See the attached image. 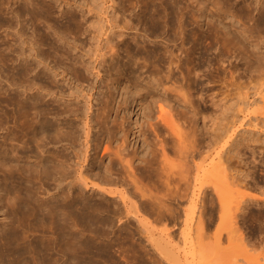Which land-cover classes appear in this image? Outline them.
Wrapping results in <instances>:
<instances>
[{
    "label": "bare ground",
    "instance_id": "bare-ground-1",
    "mask_svg": "<svg viewBox=\"0 0 264 264\" xmlns=\"http://www.w3.org/2000/svg\"><path fill=\"white\" fill-rule=\"evenodd\" d=\"M93 1L94 0H0V28L4 27V30L6 32L4 35H1V36H5V39L4 37L2 39L0 38V213L2 215L0 218V259L5 258L8 255L11 258V254H14V253H17V254L22 253L23 255L24 254L27 255L28 253L31 255L30 258L32 257L31 252L35 255V252H37L35 250L37 249V245H36L38 242L36 241L37 238L31 236L32 238L26 239V237L24 236L26 232L22 234V232L24 231L20 230L21 227L19 225L23 223V221L22 222L20 221L21 223L18 224L17 218L21 213L23 215V213H25V210L28 211L29 204L31 206V209L34 208V210L36 211L35 213H44L45 208L43 207L44 203L42 201H44L45 199L43 198L44 200H42V197H40L39 195H42L41 193L43 192V194H46V195L49 194L48 197L49 199H51L53 197L55 198V196H60V193H61V191L59 193V192H56V190L55 192L50 193L49 190L47 189V181L50 182L49 180H52L56 184L61 185V183H64L66 185L67 181L69 180L73 181V178L71 179L70 177L69 179V176H70L69 174L71 172L70 168H72L73 172H75L76 180H79L80 183L81 182L86 183L87 174H89L87 172L88 169L81 170L82 165H79V163H81L82 160L84 161V163H87V161L85 162V160L88 158L87 149L91 141L88 138L91 135L90 133L92 132V129L96 127H97V131H99L100 134H103L106 137V141L108 143L110 142L111 144L114 141H116V144L114 145V151H112V154H110V155H113V157L112 158L109 157V160L106 165L103 164L104 165L103 169L101 170V167L99 165V167L97 169L95 167V170L93 169L94 171L91 173H94L95 175L97 174V176L100 178V182L102 181V183L105 184V186L108 185L111 187V185L116 186L117 184H119V185H122L123 190H115L116 188L114 187H113L114 189L110 187H109L110 189H106L104 186H101L102 183L99 184L100 186L92 185V187L103 193L105 192L106 196L108 195V197L120 198L119 199L120 202L122 201V204H124V206H126L127 208L126 211H124V213H136L137 212L136 207L140 206L139 203L141 201H139L138 205L136 206L135 198H138V200H140V198L145 197L146 195H148L150 198H152L151 196H153V198L157 196L156 194H154L155 192H157V190H155V192L152 194V192L149 189L145 188V186L143 187V184H141L140 182L141 179L145 177V172L147 171L146 168L149 171L152 168L153 171L152 170L151 171L154 172L155 179L156 178L158 180L161 179L160 181L162 182L160 181L159 182L164 183L166 186H169L172 183H175V185H180L178 184L180 183L179 181L182 182L183 186L182 185L181 186L183 188L182 189L179 188V190H183V192L180 191L179 193V190H175L176 189L175 188L173 192L171 193L172 194L174 193L179 197L184 196L186 198L188 205L185 208H183V212H180V213H184V221L188 219L191 220V218L193 219L192 214L198 213L196 215V218H194L195 219L194 222L191 225L193 228L190 226L196 234L195 235L196 240L197 238L199 239L204 227L206 228V226H210L211 224L214 225L213 223L215 222L214 221L215 218L218 217L217 220L215 219L217 222H220L219 221L220 219L224 221L227 220L226 222H232L234 213L244 212L248 208V203L246 202L247 199L243 200L240 203V201L236 200L237 198L236 197L234 199L236 201L235 204L234 202L233 204H230V201H226L222 193V189L219 187L220 185L218 184L219 183L218 177L216 178V175H218L217 174L218 170H221L224 172L226 168L225 163H224L226 158L223 159L224 154L222 155V152H223L224 145H226L229 141V138H231L233 134V130H231L229 134L227 133L225 129L221 130V132L214 134L211 138L206 140V142L203 144L204 149L202 150V152L197 153V155L200 156V161H196L194 158L195 155L191 154L188 151L185 152L184 141L178 137L179 136L178 134L175 135V133L172 132L174 130V129L172 130V124H171L172 122L168 120L169 117L167 118L166 113L164 112L167 108H164V111H163L162 108L160 107L161 108L159 112L160 121L157 120L156 122H150L152 119L151 118L150 121L148 119L147 122H144L146 124L142 122L144 125H147L146 127H148V129H151L150 134L152 133V131H156V133L154 134L155 137L157 138L156 148L159 150L157 149L155 150L159 151L158 152L159 155L156 153L158 157H156L155 155L153 157L152 156L153 152L151 153L149 152V154L146 155V159L143 160L145 162L144 165H139L138 163L134 164L135 159H136L135 156H137L136 155L137 150L132 151V155L130 154L131 151H129L130 149L128 150V146L130 143L129 137L131 135H134V137L136 138L143 137L141 138L142 143L144 142L145 144H147V139L144 137V135L146 134V133L144 134L145 130H143L144 132L142 131V127L144 126L140 125L139 129H137L136 127V129L134 130L133 127H130V126L128 127L127 124L125 125L124 124L125 122L123 121L116 122L117 119H119L116 117V114H114L113 118L110 119V111L116 112L122 105L125 106L126 104L130 103V100L127 101V98H124L123 100H119L117 104H115L116 106H114V102L116 101V98L113 94L114 92L111 93L109 91L110 93H107L106 89L105 91H103L102 88H98V85L95 82L94 83L88 82L87 77H86L87 75H89L87 74V72L90 71V72H93L96 78H99L100 72L103 71V73H105L107 77V79L105 78L104 79L106 81L108 80L109 85L113 86L114 83L118 80L116 77L113 76V73L117 74L120 71H122V69L119 67L122 65L121 64L117 65L116 63V57L118 58V50H122V52H125V55L126 54L128 55V52H132V53H129V55L131 54V56L129 57L131 59L127 58V60L123 64V65L126 64L128 67L129 66L134 67L136 65L135 67H137L138 69L140 68L143 71L142 68H145L144 62L140 63L141 65L137 64V61L140 58L141 54L143 55V57H141V60L142 59L144 61L147 60L151 64L152 62H154L152 58L154 60H157L161 64L166 63V69H165V72L163 73L164 74L163 77L165 81L171 82V85L174 88H177L178 90H180V88L182 87L180 86L181 82L179 83L178 81L179 85H175L178 79L177 77H175L174 73H176L175 69L177 68L179 69V67L181 68V63L183 61L182 57H184V56H181L182 54L181 52L183 51L181 46L184 43V41L187 39L186 37L188 36V33H189L188 24L190 23V20H192L191 19L192 16L190 17L189 13L191 12L192 5H194V3L197 2V0H135L133 7L134 8L138 7L140 12H144L145 14L143 13L142 15H139L138 13L137 16L134 14L136 16L134 18L132 17L133 14L130 13L131 11L126 12L127 10L126 4L130 3L129 0H127V2L125 0H108V2H110L108 4H111L110 5L112 6L111 8L114 9V11L112 12V17L111 18L106 17L107 19L105 18L107 20L105 22L106 26H104L105 23L103 25L102 22H99V23L97 22L96 25L94 26L92 25L93 28L91 26H90L91 28L89 27V30L91 29L92 30L87 33V37L88 39L93 41V44L92 46L89 45L85 47L84 45H82V42L80 41V37L75 35L78 32L74 31L75 34L72 33L73 29L78 30L79 27L81 26V20L76 19L75 17L76 11L75 9H72V6H75L76 8L78 4L80 3L83 6L85 5L86 7L87 6L89 7L93 3ZM229 1L231 0H225V1L224 0H213L211 2H214L213 5L218 6V5H225V2L226 4L229 3L230 5ZM232 1L233 3L231 4H233V6L234 5L237 6L238 4H240L238 9L236 10L233 9L234 17L235 16L239 17V15L242 12L244 13V11L249 12L250 10L251 12L252 10H255V9L257 10L256 16L251 15L247 17L246 15H244V14H247V12L243 14L244 16H246L248 21H252V23L255 24L262 17H264V0H232ZM54 3H57V6H59L60 13H59V16H57V18L59 17L60 19L58 18V19L52 20L53 16L50 17L51 15L50 13H51V8L54 6ZM78 11H80V8H78ZM146 11H149L148 16H146ZM125 12L128 14H126ZM77 13L79 14V12ZM80 13H82V11ZM118 14H120V16H117ZM238 17H237V20H238ZM40 18H44V21L42 22L44 28L40 26L41 22H40V25L36 23V20ZM147 18L149 20L148 22L150 25L149 27L150 36L157 35L155 33L156 32L158 33L157 28L161 24L162 27L164 28L162 32H165L166 35L169 36V38L172 35L170 39L166 38V42L175 39L176 43L172 44L173 45L172 47L174 46H177V47H175L174 49H169V48L167 49L166 47H164V45H162V47L164 48H161L159 50L157 49L158 44L155 43L154 45H151L149 43H146L143 38H147V35H148V34L147 35L145 34L146 30H149L148 29L149 25L147 26L146 25L147 23L145 21V19ZM48 19L49 21L52 20L53 23L49 24ZM45 29L49 30L47 31L49 33H46ZM86 30H87V27H86ZM86 30L83 29L84 32ZM211 30H209L208 28L206 29L207 36L209 37L213 36L215 40L217 39L219 40L218 34L216 35L217 31L214 30L215 32H213ZM70 33H72V35H70ZM161 34L163 33H160V35ZM113 35L114 36L116 35L117 38H121V40L114 41ZM222 35L224 38L225 34L223 33ZM127 36L131 38L130 39L131 41L124 40V37H127ZM138 37L141 39L139 42H138V39H139ZM200 38H202L201 32H200V35L199 34L197 35L196 40L200 41ZM228 38L230 41L231 37H228ZM228 38H226L224 41L225 42L226 40L228 41ZM232 39L231 41H233ZM177 41H178L179 46L177 44ZM131 48L133 49L135 48L134 51H132ZM162 49L163 51L161 52ZM72 51L73 52L75 51V53H72ZM216 55L219 56L217 58L222 59L220 58L221 56L220 50L217 51ZM63 57H65L67 61H64ZM219 61L222 62V60H219ZM144 72L146 71L144 70ZM234 72L235 71L233 70V73ZM147 78H149V80L154 84L158 83L160 86H163L165 84L161 82L160 79L156 78L154 73L151 71L148 73ZM101 80L102 79L100 78L99 81ZM85 82L87 83L84 85ZM194 82L195 80L192 79V81L187 84V89H190L191 86L193 87ZM158 84H155V85H158ZM93 90L94 91L97 90V94H96L97 96L95 98L93 96V92H92ZM260 90L262 91V88ZM127 93L129 94L130 91ZM133 93L132 95L131 94L127 95V97L131 98V102L134 100ZM100 94H102V96ZM93 99L96 102L95 105H97L96 107L93 104L94 107H96L94 110L91 109L92 108L91 100ZM79 100L82 102L81 104H79L80 103L78 102ZM262 100L264 103L263 97H262ZM252 104L253 103L251 102H246L244 108L249 109L250 106H252ZM195 111L196 113L199 112L197 111V108H195ZM147 117H149V115ZM74 122L78 124L80 128H82V135L84 137H83V141L80 138V140L83 142L82 146L78 149H76V146H75L76 150L75 152H73L74 158H73V155H72V158H70L71 154L69 155V153L67 152L68 151L67 149L69 147H73V141L75 143L74 139L77 138L75 135L77 126L74 125ZM109 123L111 124L109 125ZM136 124L137 123H135V125ZM164 128L165 129L168 128L169 130H171L172 136L176 137L174 139L176 145L174 143V140L172 141L169 139V135L171 134L168 133L166 137L162 133L159 134L162 130H165ZM149 131L150 130H148V132ZM157 131L159 133H157ZM78 133H79V130H78ZM95 133L97 134L98 132H95ZM159 135H163V136L159 137ZM98 136H102V135H98ZM224 137H226V139H224L222 141L223 143L220 144L221 140ZM97 138L98 140L100 139L99 137ZM97 138H96V141H98ZM169 141L173 142V147H171L172 146L171 143H169L171 146L170 147L168 146ZM174 146L177 147L175 149L176 150L175 154L177 153V151L180 152L176 154L177 156H179L180 154L179 158L181 160L179 161L180 162L183 161V164L185 165L184 169H179L177 170V172H174V170L170 169L172 165L168 164L169 161L167 162L168 157L166 154L167 153L166 151L168 150L169 151L172 150L173 152ZM182 146H184L183 147L184 151L182 150ZM30 159H32L31 163H30L31 161ZM153 164L154 165L157 164V166L155 165L157 168L156 171H155V168L152 167ZM222 165H224L225 167ZM76 169H78V173H76ZM89 171H92V170H89ZM92 176L95 177L94 175ZM175 176L177 177V181H176ZM208 176H212L213 178L211 179ZM216 179H217V182H216ZM72 181H70L69 183H71ZM75 181L73 182L76 183ZM235 181L236 180L233 179L231 180V183H234ZM35 184L38 185L39 189L43 187L41 190L42 192H40L39 190H38L39 192L37 191L38 193H40L38 194L39 198L35 196V193H37L35 191V186H36ZM71 186H72V183L70 184V188ZM173 186L174 184L172 185V187ZM58 188L60 189V187ZM95 189H93V191ZM63 191L65 192L64 189ZM66 191L69 192L68 190ZM84 194L85 192L82 194V196ZM211 194L214 195L213 197H215L216 202H218L217 203L218 209L216 211H215L216 206L215 207L213 206V198H211L212 196ZM67 195L68 193L66 194V196ZM77 195L75 196L77 197ZM63 196L64 195H62V199L64 198ZM80 196L81 194L79 195V197ZM149 197L147 198L145 197V198L148 200ZM145 198H142V199H145ZM103 199H100V200H102L103 202L104 201ZM127 200H128V203L126 202ZM50 201H53V200H50ZM84 201L86 202V200ZM201 203H204L205 205L204 204L201 205ZM260 203H262V201ZM51 204H47V205H51V206L58 205V203L56 204V201L51 202ZM69 204H70V200L67 206H69ZM140 204L144 205L143 202ZM159 205H158V208H159ZM91 206L92 204L89 207ZM146 206L148 205L146 204ZM46 207H50V206H46ZM72 207H75V205ZM81 207H82V203H81ZM137 208L139 211V207ZM158 208L157 210L159 211L160 208L159 209ZM52 209L54 208L52 207ZM60 209L61 210L59 211H61V213L65 212L63 210V207ZM84 209L86 210V208ZM154 209H156V207ZM47 210H45V212ZM56 210L57 208L55 209V211ZM80 210H83V209H80ZM116 210L117 212L119 211L118 208ZM67 211L68 210H66V212ZM84 211L83 213H85ZM164 211L163 213H167V212L169 213L168 210H166L167 212L166 211L164 212ZM171 211H174V210H171ZM175 212L177 213L178 210L174 211V213ZM50 213H53V212L51 211ZM201 213H204V215L201 216ZM214 213H218V214L214 215ZM55 218L59 220L60 217L58 218L56 216ZM19 220H20V217H19ZM28 220H29L28 222L31 221L30 219ZM68 221L69 220H67V222ZM28 222H25L23 224H26ZM33 224H29V225H33ZM67 224H70V222H68ZM63 225L64 224H62V226ZM56 226L57 225H55L54 227ZM190 227H188V229ZM29 229H32V227L30 228L29 226ZM71 230L64 232L65 233L64 234V233H61L62 231H64V229L61 231H59L58 229V231L62 235L64 234L63 236L65 238L69 239L68 242L70 243V246L72 245L71 241L74 240L76 237H78L76 236L78 232L75 233L74 231H71ZM38 232L41 233V231H38ZM81 233L82 232L78 234L79 237ZM184 234H186L185 230H184ZM184 234H182V237H184L183 236ZM85 235L84 236L81 235V237H84L85 241H87L88 237ZM40 237L43 238L44 236L43 237L40 236ZM53 238H56V237H53ZM147 239L153 243L154 247L157 249L162 259L164 257L165 261H168V263L171 262L170 264H174V263L179 264L182 260H184V262H187V261L189 262L188 258L190 255L191 257L189 259L190 260L193 259L192 255L194 254L193 252L194 249L192 250L191 248L190 251L188 249H187L188 251H185V250L182 252L178 251L177 250L178 248L176 249L174 246L175 243L174 244L172 243L173 239L170 238L169 231L165 232V229H164V233L160 235L159 237L153 236L151 234L149 235V237L147 236ZM56 241H58V238ZM48 242H49V239H48ZM40 243L41 242H39V244ZM76 243L78 242L76 241ZM70 246L68 245L65 248H68ZM74 247H76V245ZM74 247H72L71 249H73ZM82 248L83 247L79 249H82ZM84 248H87V247H84ZM49 250L50 249H48V251ZM66 250L67 249L59 248V251L57 253L59 257L49 256L46 253L47 250H45V252L43 253H46V256L48 255L49 257H51L50 258L51 263L67 264L69 263V260L71 259L70 257H72V255L75 256L74 255L75 251L73 250L74 252L72 251L73 252L72 254L70 251L67 252ZM42 251H43V247H42ZM76 251L78 250L76 249ZM196 251L197 250L195 249V252ZM79 252L75 254H78ZM83 252H84V249H83ZM37 255L35 256L37 257ZM195 255H197V253L194 254L193 256L196 257ZM10 258H7V259L11 260ZM75 258H77V260L80 259V258L78 259V257H75ZM29 259L27 258V260ZM37 260H34V261H37ZM48 261L49 260H47V262ZM16 262L17 261H15V263ZM37 262H40V261L38 260ZM2 263L6 264L5 261ZM8 264H11V262ZM234 264H237V263H234Z\"/></svg>",
    "mask_w": 264,
    "mask_h": 264
},
{
    "label": "rangeland",
    "instance_id": "rangeland-1",
    "mask_svg": "<svg viewBox=\"0 0 264 264\" xmlns=\"http://www.w3.org/2000/svg\"><path fill=\"white\" fill-rule=\"evenodd\" d=\"M125 1L127 2V0ZM129 1L130 3L126 4V7H127L126 12L131 11L130 13L133 14L132 16L133 18L136 17L138 13L139 15H142L144 13V12H140L138 7L137 8L133 7L135 0H129ZM211 1L213 0H197V2L194 3V5H192L191 12L189 13L190 17L192 16L191 19L192 20L195 19V20L193 21L190 20L191 25L190 23L188 24L189 28L188 27L187 28L189 29L188 31L189 33H188V36L186 37L187 39L184 41V43L181 46L183 49V51L181 52L182 53L181 56H184L182 57L183 61L181 63V68L179 67V69L178 68L175 69L176 73H174L175 77H177L178 79L175 85H179L178 84V81H179V83L181 82L180 86L184 88L181 87L180 90H178L177 88H174L171 85V82H166L163 77L164 76L163 73L165 72V69H166V63L161 64L160 62H158L157 60H154L153 58L152 60L154 62H152L151 64L147 60L146 61H144L143 59L141 60V57H143V55L141 54L140 58L137 61V64L141 65L140 63L144 62L145 68H142L143 71L140 68L138 69L137 67H135L136 65L134 67L133 66L128 67L126 64L123 65L124 62L127 60V58L131 59L129 58L131 56V54L129 55V53H132V52H128V55H129L128 56L127 54L125 55V52H122V50H118V58L115 56L117 65L119 64L122 65V66H119L122 69V71L117 73L118 75L113 73V76L118 79L114 83L113 86L109 85L108 80L107 81L105 80L107 79V77H106V74L103 73V71L100 72L99 78H96L93 72H90V71L87 72V74L89 75H87L86 77H87L88 82L90 83L95 82L98 85V88H102L103 91H105L106 89L107 93L114 92L113 94L116 98V101L114 102V106H116L115 104H117L119 100H123L124 98H127V101L130 100V103L126 104L125 106L122 105L116 112L110 111V119L113 118L114 114H116V117L119 118L117 119L116 122L123 121L125 122L124 123L125 125L127 124L128 127L129 126L133 127L134 130L136 129V127L137 129H139L140 125L145 127V128L142 127V131L145 130V132L144 131L143 132L144 134L146 133L144 137L147 139V144H145L144 142H143L144 144L142 143L141 138L143 137L136 138L134 137V135H131L129 137L130 143L128 146V150L130 149L129 150L131 151L130 154L132 155V151L137 150L136 155L138 157L135 156L136 159H135L134 164L138 163L139 165H144L145 162L143 160L146 159V155L149 154V152L150 153L153 152L152 153L153 157L154 155L156 157H158L159 155L158 153L159 151H157L159 149L156 148L157 138L154 135L156 131H152V133L153 132L154 133L150 134L151 129H148V127H146L147 125H144L146 124L144 122H147L148 119L150 121L151 118L152 119L150 122H156L157 120L160 121L159 112L161 108L163 111H164V108L168 109V110L166 109L164 112L166 113L167 118L169 117L168 120L172 122V123L170 122L172 124V130L174 129L172 132H174L175 135L178 134L179 135L178 137L184 141L185 152L188 151L191 154L195 155L194 158L196 161H200V156H198L197 153L202 152V150L204 149L203 144L206 142V140L211 138L214 134L221 132V130L225 129L228 134L231 132V130H233V134L231 138H229L228 143L224 145L223 152H222V155L224 154L223 159L226 158L224 161L226 168L224 172L221 170H218L217 174L219 176L216 175V178L218 177V182H219L218 184L220 185L219 187L222 189V193L226 201H230V204H233V202L235 204L236 201L234 199L236 197L238 198V199L236 198V200L240 201V203L243 200L247 199L248 201L246 200V202L248 203V208L244 212L234 213L232 222H226L227 220L224 221L220 218H219L220 222H217L216 220L218 219V217L215 216L217 218H215L216 220L214 219V221L217 223L214 222L213 223L214 225L211 224L212 226L210 225V226H206V228L204 227L199 239L197 238L196 240V236H195L196 234L193 231L192 229L193 227L191 225L194 222L195 220L194 218H196V215L198 213L192 214L193 219L192 218L191 220L188 219L186 220L187 222L184 221V213H180V212H183V208H185L188 205L186 198L184 196H180L181 197L180 198L176 194L171 193L173 192L175 188H176L175 190H179V188L182 189L183 188L182 182L179 181L180 183L178 184L180 185H175V183H172L169 186H166L164 183H160L162 182L160 181L161 179L159 180L157 178H156L157 180L155 179L154 172H152L153 171L152 168H151L152 171L151 170L149 171L146 168L147 171L145 172V177L141 179L140 182L141 184H143V187L145 186V188L149 189L152 192V194L155 192V190H157V192L154 193L157 196H155V198L151 196L153 198L152 199L148 195H146L145 196L146 198L149 197L148 200L145 197H142V198H145L147 201L142 198H140V200H138V198H135L136 206L138 205L139 201H141L140 203L143 202V204L145 202L147 203H145L144 205L139 203L140 206H137L139 207V211H138V208L136 207L137 209L136 213H124V211H126L127 208L126 206H124V204H122V201L120 202L119 200L120 198L108 197V195L106 196L105 192H104L105 193L104 195L103 192L92 187V185L100 186L99 184H101L102 181L100 182V178L97 176V174L95 175L94 173H91V172L95 170V167L97 169L99 165L101 167V170L103 169V166L107 164L109 157L111 158L113 157V155H110V154H112V151H114V145L116 144V141H114L111 144L110 142L108 143L106 141V137L103 134H100V132L97 131V127H96L92 129V132L90 133L91 135L88 138L91 141L87 149L88 158L85 160V162L87 161V163H84L83 160L81 161V163H79V165L83 166V167L81 166V170L88 169L87 172L90 174V176L89 174H87L86 183H83V182L80 183L79 180H76L75 172H73L72 168H70L71 172L69 174L70 175L69 179L70 177L71 179L73 178V181L76 180L75 181L76 183H74L72 180H69L67 181L66 185L64 183H61V185L63 186L62 187L60 184H56L52 180H49L50 182L47 181V189L49 190V192L53 193L56 190V192L60 193L61 191L60 196H55V198L50 197L51 199H49L48 197L49 194L48 195L43 194V192L41 191L43 187L39 189L38 185L35 184L36 185L35 191L37 192L39 190L40 192H42L41 193L42 195H39V196L42 197V200L44 199L46 200V201L41 200L44 203L43 204V207L45 208L44 213H35L36 211L34 210V208L31 209V206L29 204L30 208L28 207V211L29 212L31 211L32 213L31 212L29 213L27 210H25L26 214L23 213L22 215L21 213L17 218L18 224L21 223L22 221L23 223L28 222L29 221L28 219L32 221V223L31 221L26 223L27 225L23 223H21L22 225L21 224L19 225L21 227L20 230L24 231L22 232V234L26 232L25 233L26 235L24 234L26 239L32 238V237L37 238L36 240L38 241L36 244L37 249H35L38 252V253L35 252V255L38 254L37 257L32 252H31L32 254L31 258H30L31 255L28 253L27 255L26 254L23 255L22 253L21 254L14 253V254H11V258L9 255L5 257L6 259L1 258L0 260L3 259L2 261H0L1 264H4L2 263L4 261L6 264L10 262L11 264L13 263L14 264H31V262L32 264L34 262H36L34 264H38V263L39 264H43V263L44 264H47V263L54 264V263H51L50 258L53 256L59 257V255L57 254L59 251V248L67 249L66 251L67 252L70 251L72 254L75 251L74 252L75 256L72 255V257H70L71 259L70 258H69L70 260L68 259L70 264H72V262L73 264L74 263L76 264V262L77 264H79V262L80 264H170L171 262L168 263V261H165L164 257L162 259L161 255L159 254L157 249L154 247L153 243L147 239V236L149 237V235L151 234L153 236L159 237L160 235L164 233V229H165V232L169 231L170 238L173 239L172 243L176 244V245L174 244V246L176 249L178 248L177 249L178 251L180 252L184 250L190 251V249L192 248V250L194 249L193 250L194 254L197 253V255H195L196 257L193 256L194 254L192 255L194 260L192 258L191 259L193 261L189 259L191 257L190 255L188 258L189 262L188 261L184 262V260H182L179 264H186V263L198 264V262L199 264H234V263L264 264V259H263L264 258V202H263L264 201V103L262 100V97L264 98V17H262L263 19L261 18L257 23H255L256 25L252 23V21H248L246 16L247 17L251 15L256 16L257 10L255 9V10H252L251 12L250 10L249 12L246 11L247 14H244L246 13L245 11L244 13L242 12L239 15V17L237 16L238 17V20H237V17L233 16V9L234 10L238 9L240 4H238L237 6L235 5L233 6V4H231L233 3V1L231 0L232 2L229 1L230 5L229 3L226 4L225 2V5L216 6V5H213L214 2H211ZM108 3H110L108 2V0H94L91 6L89 7L88 6L86 7L85 5L83 6L80 3L78 4L76 8L75 6H72V9H75L76 11L75 12L76 15L74 14L76 19L81 20V26L79 27L80 30L78 28H77L78 30L73 29L72 33L75 34L74 31L78 32L75 35L80 37V41L82 42V45H84L85 47L89 45L92 46L93 44V41L88 39L87 37V33L92 30V29L89 30V27L91 26L93 28V26L96 25L97 22L98 23L102 22V24L104 25V23L107 21L106 19L112 17V12L114 11V9L111 8L112 7L110 6L111 4H108ZM78 8H80V11H78ZM59 10L60 9H59V6H57V3H54V6L51 8V13H50L51 14L50 17L53 16L52 20L59 18V17L57 18V16H59V13H60ZM81 11L82 13H80ZM77 12H79V14ZM148 13L149 11H146V16H148ZM243 14L246 16H244ZM117 16H120V14H118ZM37 20H36V23L40 25V22H41L40 26L43 27L42 22L44 21V18H40ZM52 20H50L51 21L50 23L48 19L49 24L53 23ZM145 21L147 23L146 25L148 26L149 25L148 18L145 19ZM104 26H106V23ZM86 27L88 31L86 30ZM149 27L150 25L148 26V29ZM207 28L209 30L213 29L211 30L213 32L217 31L216 35L218 34L219 40L218 39L215 40L213 36L212 37L207 36L206 34ZM83 29H85L86 31L84 32ZM163 29L164 28L160 24L159 27L157 28L158 33L157 32L155 33L157 35H153V36L152 35L150 36L149 34L150 29L146 30L145 34L146 35L148 34L147 35L148 39L143 38L144 41L151 45H154L155 43L158 44L157 49L159 50L164 47H166L167 49L168 48L174 49L177 46L172 47L173 46L172 44L176 43V40L173 39L174 41L171 40V41L166 42V38L170 39L172 35L169 38V36L166 35L165 32H162ZM45 31L46 33H49L47 32L49 30L45 29ZM200 32H201L202 38H200V41H198L196 40V38L198 34L200 35ZM5 33L6 32L4 30V27L0 28V36L4 35ZM72 33H70V35H72ZM160 33H163V34L160 35ZM223 33L225 34L224 38L222 35ZM226 34L228 35L230 34L231 36L230 35L228 36ZM227 36L231 37V39L233 38L232 39L233 41H231V39L229 41V38ZM3 37L5 39V36H1L0 38L2 39ZM225 37L228 38L229 42L227 40L226 42L224 41L226 39ZM130 39L131 38L129 36L124 37L125 41H131ZM113 40L119 41L121 40V38H117V36L115 35L113 37ZM140 40L141 39L139 38L138 42ZM177 44H178V41H177ZM162 45H164V47H162ZM236 48L238 51L236 50ZM131 49L132 51H134L135 48L134 49L131 48ZM218 50H220V53H221L220 58L222 59L217 58L219 57L216 55ZM162 51L163 49L161 50V52ZM72 53H75V51L74 52L72 51ZM63 58H64V61H67L65 57ZM219 60H222V62ZM144 70L146 72H144ZM233 70L235 71L234 73H233ZM148 71L153 72L155 77L160 79L161 82L165 84L163 86H160L158 83H155L158 85H155L154 83H152L149 80V78H147L148 73H149ZM100 78L102 79L101 81H99ZM192 79L195 80L193 87L191 86L190 89H187V84L190 83ZM86 83L87 82H85L84 85ZM261 88H262V91L260 90ZM129 91H130L129 94L131 95L134 92L133 93L134 100L132 102H131V98L127 97V95H129L127 92ZM92 92L95 98L97 96L96 95L97 90L95 91L93 90ZM100 95L102 96V94ZM93 101L94 99L91 100L92 110H94L97 107V105H95L96 102L95 101L93 102ZM78 102H80L79 104L82 103L80 100ZM246 102L253 103L249 109L244 108ZM93 104L96 107H94ZM195 108H197V111H199L198 113H196ZM147 114L149 115V117H147L148 116ZM75 122H74V125L77 126L76 127L77 133L75 131V135L77 138L75 137L76 139L74 140H75V143L77 142L78 144L76 143L77 144L76 145L73 141V147H69L67 149L68 151L66 150L69 153V155L71 154L70 158H72V155L74 154L73 152H75L76 149L82 146L83 144L82 141L84 137L82 135V128H80V126L76 124ZM135 123L137 124L135 125ZM110 124L111 123H109V125ZM78 130H79V133H78ZM148 130L150 131L148 132ZM95 132H98V133L96 134ZM172 132L168 128H166L165 130H162L160 133L157 131V133L159 134L162 133L165 137L168 135V133L171 134L169 135V139L173 141L176 137L172 136ZM79 134L81 137L79 136ZM98 135H102V136H98ZM163 135H159V137H162ZM96 136L99 137L101 140L100 139L98 140ZM170 136L172 139L170 138ZM226 137H224L221 140L220 144L223 143L222 141L226 139ZM80 138L82 139V141L80 140ZM96 138L100 143L96 141ZM172 141L168 142V144L171 143L172 145L171 146L169 144L168 145L169 147L170 146L173 147ZM174 143H175V140H174ZM93 144H95L96 146ZM75 146H76V149H75ZM183 147L184 146H182V150H183ZM176 148H177L176 146H174V149L171 148L173 149V152L172 150L166 151L167 152L166 154L168 157L167 162L169 161L168 164L172 165L170 169L174 170V172H177V170L179 169L185 168L183 161L181 162L179 161L181 160L179 158L180 154L179 156L176 155L178 154L179 151H177V153L175 154ZM73 158H74V155H73ZM30 160H31L30 161L31 163L32 159ZM87 164L90 167H88ZM155 165L157 166V164ZM155 165L153 164L152 167H154L156 171L157 168ZM89 170H92V171H89ZM76 173H78V169H76ZM92 175H94L95 177H93ZM96 177L99 182L97 181ZM208 177L211 179L213 178L212 176H208ZM175 178L177 181L176 176ZM233 179L236 181L234 183H231V180ZM70 181H72L71 188H70L71 183H69ZM216 182H217V179H216ZM173 184L174 186L172 187ZM101 186H104L106 189L116 188L115 190H123L122 185H119V184H117L116 186L111 185L110 187L108 185L105 186V184L102 183ZM58 187H60V189ZM63 189L65 190V192L63 191ZM93 189L95 190L93 191ZM66 190H68L70 193L67 192ZM180 191L183 192V190H179V193ZM38 192L35 193V196L39 198L38 194L40 193ZM66 192L68 193L67 196H66L67 194ZM84 192L85 194L82 196ZM77 194L79 195L81 194L80 196L81 198ZM62 195H64L63 199L65 200L62 199ZM75 195H77V197ZM174 196L175 197L177 196V197L175 198ZM213 196L214 195H212L211 198H213V206L214 207L216 206L215 208V211H216L218 209L217 208L218 202H216V199ZM100 199H103L104 203ZM50 200H53V201H50ZM67 200L68 202L70 200L69 206H67L68 204ZM84 200H86V202ZM54 201H56V204L58 203L57 206L56 205L51 206L52 205L51 202H54ZM261 201L262 203H260ZM80 202L82 203V207H81ZM126 202L128 203V200ZM89 203L92 204L91 207H89L91 205ZM158 203L161 204L162 206L159 205ZM47 204H51V205H47ZM146 204L148 206H146ZM202 204L204 203H201V205ZM74 205L75 207H72ZM158 205L160 209L158 208ZM46 206H50V207H46ZM116 206L118 210L120 211V213L119 211L117 212ZM52 207L54 209H52ZM55 207L57 208L56 210L57 212L55 211L56 209ZM62 207H63V210L65 211L64 213H61V211H59L61 210L60 208ZM155 207L156 209H154ZM84 208H86V210ZM157 208L159 209V211L157 210ZM80 209H83V210H80ZM45 210L47 211L45 212ZM66 210L68 211L66 212ZM160 210L162 213L160 212ZM164 210L165 211L168 210L169 213L167 211H166L167 213H163ZM171 210H174V211L178 210V212L174 213V211H171ZM51 211L53 213H50ZM83 211L85 213H83ZM215 214H218V213H214V215ZM203 215L204 213H201V216ZM1 216L2 215L0 213V218ZM54 216L55 217L57 216L58 218L60 217L59 220H57V218H55ZM19 217H20V220H19ZM65 218L69 220L68 222H70L72 227L70 226V224H67L68 222ZM35 221H37L39 225ZM49 221H51L53 224ZM29 224H33V225H29ZM62 224H64L63 225L64 227L62 226ZM55 225L57 226L54 227ZM25 226L28 228H26ZM29 226L30 228L32 227V229L34 228L33 231L32 229H29ZM22 227L25 230H23ZM188 227L190 228L188 229ZM60 228L61 230L64 229V231H62L61 233L70 231L73 228L71 231H74L75 233L78 232L76 236L79 237L78 234L80 232H82L83 234L81 233L79 238L76 237L74 240L72 241L70 240L72 242V245L70 246V243L68 242L69 239L63 236L65 233L62 235L59 232L61 231ZM145 228H147L149 231ZM184 230L186 234H184ZM38 231H41V233L42 232L43 233L41 234ZM182 234H184L183 235L184 237H182ZM81 235L87 236L88 237L87 239L89 241L88 240L85 241L84 237H81ZM40 236L42 237L44 236V237L41 238ZM53 237H56V238H53ZM57 238H58V241H56ZM39 239H41L42 241ZM48 239H49V242H48ZM53 239L54 240L56 239L55 240L56 242ZM76 241L78 243H76ZM39 242L41 243L39 244ZM59 243L61 246L59 245ZM68 245L70 247L65 248ZM75 245L76 247H74ZM80 246L83 248L79 249L81 248ZM42 247H43V251H42ZM72 247L74 248L71 249ZM84 247H87V248H84ZM48 249L50 250L48 251ZM76 249L78 251H76ZM83 249H84V252H83ZM195 249L197 250L196 252H195ZM45 250H47L46 253L51 257H49L48 255L46 256V253H43L45 252ZM79 250L80 252L82 250L81 252L82 254L79 252ZM77 252L79 253L75 254ZM79 254L80 256L82 255L83 257L82 256L80 257ZM75 257H78V259L79 258L80 259L77 260V258ZM7 258H10L11 260ZM27 258L28 259L30 258V259L27 260ZM37 258L40 262H37L38 261ZM34 260H37V261H34ZM47 260L49 261L47 262ZM15 261L17 262L15 263ZM174 264H178V263H174Z\"/></svg>",
    "mask_w": 264,
    "mask_h": 264
}]
</instances>
